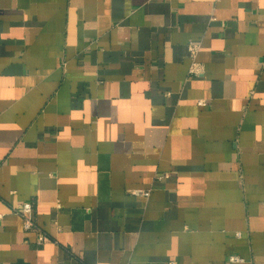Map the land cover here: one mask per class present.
I'll use <instances>...</instances> for the list:
<instances>
[{
  "label": "crops",
  "instance_id": "crops-1",
  "mask_svg": "<svg viewBox=\"0 0 264 264\" xmlns=\"http://www.w3.org/2000/svg\"><path fill=\"white\" fill-rule=\"evenodd\" d=\"M0 162V264H264V0H0Z\"/></svg>",
  "mask_w": 264,
  "mask_h": 264
},
{
  "label": "built area",
  "instance_id": "built-area-1",
  "mask_svg": "<svg viewBox=\"0 0 264 264\" xmlns=\"http://www.w3.org/2000/svg\"><path fill=\"white\" fill-rule=\"evenodd\" d=\"M199 49V44L198 43H190L189 45V52L190 55L192 57V59L194 60L192 67H191V72L192 73H199V69L196 66V62H195V58L197 55ZM2 162H0V168L2 166ZM135 194H139V195H143L144 197H149L150 196V190L148 191H134ZM11 210L14 214L20 216L22 218V222H23V229L25 231H33L37 234V243L38 244H43V243H47L50 241V239L48 238V236L42 231V229L37 225L35 219H34V215H33V203L31 201L28 202H21L15 205L11 206ZM3 215L0 213V218ZM238 236L240 234H237ZM229 261L231 263L234 262H242L243 259H241L238 256H231L229 258Z\"/></svg>",
  "mask_w": 264,
  "mask_h": 264
}]
</instances>
